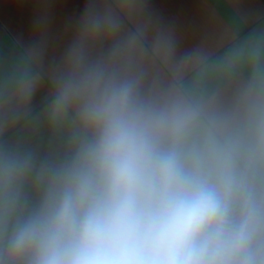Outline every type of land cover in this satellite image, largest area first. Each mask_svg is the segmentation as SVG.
Returning a JSON list of instances; mask_svg holds the SVG:
<instances>
[{
    "label": "clouds",
    "instance_id": "1",
    "mask_svg": "<svg viewBox=\"0 0 264 264\" xmlns=\"http://www.w3.org/2000/svg\"><path fill=\"white\" fill-rule=\"evenodd\" d=\"M33 3L0 68V264H264V88H189L203 56L151 0L59 29Z\"/></svg>",
    "mask_w": 264,
    "mask_h": 264
},
{
    "label": "crops",
    "instance_id": "2",
    "mask_svg": "<svg viewBox=\"0 0 264 264\" xmlns=\"http://www.w3.org/2000/svg\"><path fill=\"white\" fill-rule=\"evenodd\" d=\"M84 3L52 0L53 28L79 14ZM151 4L175 35L178 51L203 56L186 70L189 88L225 98L244 86L264 88V0H151ZM33 15V0H0V68L7 69L17 54L12 39L21 32L29 34Z\"/></svg>",
    "mask_w": 264,
    "mask_h": 264
}]
</instances>
